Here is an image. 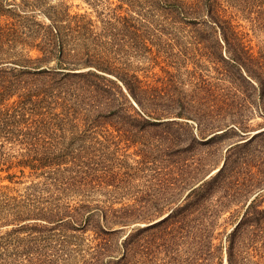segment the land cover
I'll return each mask as SVG.
<instances>
[{
    "label": "rangeland",
    "instance_id": "rangeland-1",
    "mask_svg": "<svg viewBox=\"0 0 264 264\" xmlns=\"http://www.w3.org/2000/svg\"><path fill=\"white\" fill-rule=\"evenodd\" d=\"M217 3L0 0V25L24 18L47 25L42 12L52 7L83 16L82 29L68 32L79 56L64 66L36 62L34 70L96 73L101 82L95 93L48 92L29 116L41 133L38 150L60 161L64 183L42 170L15 169L12 179L0 172V264H227L228 234L250 201L264 209V183L230 202L228 186L212 178L228 149L248 140L264 160V100L258 91L241 100L248 85L232 62L238 41L228 45L222 33L264 53V0ZM179 9L198 19H183ZM21 43L17 57L43 58ZM132 76L147 100L130 95L122 79ZM56 207L62 220L21 214L47 208L53 215ZM246 235L235 237L234 260L264 264V228Z\"/></svg>",
    "mask_w": 264,
    "mask_h": 264
},
{
    "label": "trees",
    "instance_id": "trees-1",
    "mask_svg": "<svg viewBox=\"0 0 264 264\" xmlns=\"http://www.w3.org/2000/svg\"><path fill=\"white\" fill-rule=\"evenodd\" d=\"M21 1L23 5L35 7L36 0ZM156 1L163 7H217L218 4L217 0ZM178 12L185 20L198 19L193 9L185 11L184 9H179ZM42 13L49 19V24L28 23L24 21V18L18 24L0 25V172L8 173L7 178L12 179L16 175L10 174V172L15 169L21 175H24L26 169L34 173L42 170L43 173L41 175L48 173L52 177L46 176V178L62 182L63 179L60 177L61 171L58 170L60 168V161L55 159L56 157L53 155L38 150L41 133H39L38 123H35V120L30 121L29 116L31 117L35 109L40 107V104L46 100L48 92L52 94L68 89V91L74 92L78 90L82 93V91L88 89V93H95L97 91L96 87L101 82L99 75L96 73H73L70 75V73L48 68L34 70L38 68L35 65L36 62H44L50 58H55L58 66H64L65 64H69L67 60L78 57L80 54L78 51L68 47V32L73 31L78 33L77 30L82 29L80 22L83 16L72 17L55 7ZM211 13L212 9L209 11V14ZM63 17L66 18L65 21L62 19ZM210 18L212 19L211 16ZM64 22L66 24L61 26ZM71 22L75 23L74 28L69 27ZM29 24H33L35 28L40 29L42 32L39 33L38 30L31 29V25ZM222 35L228 45L231 39L238 41L237 50H232L234 52L232 62L235 65L234 67L237 66L239 71L244 73L243 78L248 85L241 100L250 101L253 93L258 91L257 99H259L260 104H263L264 53H260L259 51L255 55L252 49L244 45L242 39L234 34H231V37L225 35V33H222ZM23 41L28 43L30 47L37 48L42 53L43 58L33 59L29 55L17 57L14 46L22 44L21 42ZM78 60L81 59L78 58ZM8 65H12V69L3 68L8 67ZM131 78L133 81L122 79L130 95L136 99L140 97L143 101L147 100L148 97L144 95L146 94V90L141 88L140 81L134 76ZM13 97L17 99L9 102ZM253 106L260 110L259 104ZM146 108L150 107L146 106ZM154 112L156 111L154 110ZM210 118L212 124H215L219 120V117L216 115ZM251 141L248 140L242 146L236 145L235 148L231 147L232 149H228V154L224 159L222 167L212 178L213 181L228 186L230 190V193H228L230 202L245 199L251 191L264 183V160L256 148L249 149L252 146ZM45 169L49 171L45 172ZM58 209L57 207L54 209L53 212L55 214L53 215L47 208H37V211H34L35 209H27L21 214L27 216H53L55 221H58L62 220ZM263 228L264 209H258L254 199L246 205L240 221L228 234L227 264H237L234 260L235 237L240 234H248L246 236L251 237L256 231ZM18 254L20 252L16 250V253L13 255L16 257ZM15 260L13 258L11 264H16Z\"/></svg>",
    "mask_w": 264,
    "mask_h": 264
},
{
    "label": "water",
    "instance_id": "water-1",
    "mask_svg": "<svg viewBox=\"0 0 264 264\" xmlns=\"http://www.w3.org/2000/svg\"><path fill=\"white\" fill-rule=\"evenodd\" d=\"M218 170H219V169H217L216 171H218ZM216 171H215V172H216Z\"/></svg>",
    "mask_w": 264,
    "mask_h": 264
}]
</instances>
